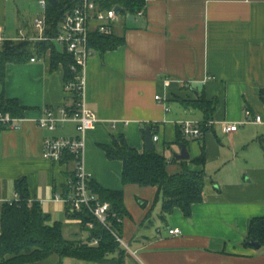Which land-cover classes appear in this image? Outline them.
Listing matches in <instances>:
<instances>
[{
    "label": "crops",
    "instance_id": "crops-1",
    "mask_svg": "<svg viewBox=\"0 0 264 264\" xmlns=\"http://www.w3.org/2000/svg\"><path fill=\"white\" fill-rule=\"evenodd\" d=\"M11 1L0 0V40L11 32ZM146 5L139 24L128 18L115 22L113 33L125 44L105 53L94 50L84 71V99L99 118L86 137L84 166L91 181L123 191L128 212L123 238L130 248L124 264H264L262 249L243 245L249 221L264 217V124L253 120L259 115L264 121V0H148ZM24 33L18 29L14 40L39 35ZM33 58L35 62L8 63L0 85V95L27 108L15 123L19 128L0 124V216L6 203L18 200V182L24 180L31 199L40 202L51 224L63 222L65 233L79 223L54 196L63 193L74 165L45 159L43 145L46 138L78 133L72 122L50 132L37 121L46 109L71 108L74 94L63 65L51 69L50 52ZM199 95L216 102L212 130L187 145L191 158L205 152L204 200L192 206L190 218L175 209L163 221L158 187L123 185V163L108 159L99 145L111 146L113 136L124 135L142 153V128L156 125L155 147L170 161L181 150L176 144L179 125L204 119L202 111L182 101ZM245 109L253 114L248 124H242ZM228 124H238L237 131L226 132ZM169 150L174 153L166 154ZM170 167L172 172L180 169L174 163ZM172 228L182 233L170 235ZM62 263L52 255L33 264Z\"/></svg>",
    "mask_w": 264,
    "mask_h": 264
},
{
    "label": "trees",
    "instance_id": "trees-1",
    "mask_svg": "<svg viewBox=\"0 0 264 264\" xmlns=\"http://www.w3.org/2000/svg\"><path fill=\"white\" fill-rule=\"evenodd\" d=\"M41 1V0H39ZM46 1L45 18L46 30L44 35L50 40L19 39L3 40L0 46V85L5 83V69L8 63H25L31 58H44L48 52L51 54V69L63 65L65 69L66 85L76 83L77 73L73 71L74 58L62 47L59 48L52 39L58 32L59 24L64 15L73 9L80 0H57L53 6L50 0ZM101 9L109 10L114 6H120L127 13L137 16L138 12H146L145 0H96ZM125 44L123 37L112 33L101 35L97 31L90 34L89 46L100 53L113 51ZM260 96L264 102V90ZM78 99L77 92L74 95V104ZM185 106L202 111L203 121L199 122L204 133L212 130L208 123L213 120V112L216 108L214 100H207L204 95H199L196 100H182ZM74 105L71 107L73 108ZM27 108L21 106L15 99H8L4 94L0 95V113H9L14 118H23ZM179 133L176 144L186 146L190 142L183 135L182 126L179 125ZM150 129L151 133H157L156 125H146L143 133ZM110 160H119L123 163L121 181L123 185L135 184L142 187H158L161 194L162 208L160 218H167L175 209H180L186 218L192 215V206L203 202L207 174L204 169L206 164L205 152L198 158H190L188 161H177L174 157L169 161L164 153L155 147L152 151L140 153L131 147L124 135L116 138L113 136L112 145H99ZM169 146L167 145V148ZM62 161L71 162L72 157L67 156ZM61 161V162H62ZM178 164L179 171L169 170L170 165ZM203 167L198 170L192 168ZM90 190L103 202H109L112 210L119 217L128 215L124 203L123 191H112L101 187L93 181H89ZM19 200L6 203L1 213L0 226V264H33L57 255L62 259H73L85 264H124L129 251L122 247L110 230L104 227L87 210L71 214L67 207V213L72 219H81L80 227L88 233L87 242H75L64 236L65 224L63 222L50 223L51 217L46 215L39 201L30 197L24 180L18 182ZM68 190V186L63 192ZM150 216L147 217L149 220ZM93 223L94 227L89 228ZM115 228L123 237V223L112 221ZM93 240H98L95 244ZM251 242H257L264 251V217H255L249 221L248 233L243 245L251 247Z\"/></svg>",
    "mask_w": 264,
    "mask_h": 264
},
{
    "label": "built area",
    "instance_id": "built-area-1",
    "mask_svg": "<svg viewBox=\"0 0 264 264\" xmlns=\"http://www.w3.org/2000/svg\"><path fill=\"white\" fill-rule=\"evenodd\" d=\"M145 2L147 4L148 0H145ZM40 3L45 9L46 1L41 0ZM116 7L120 6H114L106 10L99 8L96 0H80L78 5L64 15L59 24L58 32L52 41L60 45V47L65 49L74 58L72 69L77 73V81L74 84L71 83L67 85V87L74 95L77 92L78 99L73 108L62 107L46 109L37 123L41 129L55 132L60 124L72 122L75 123L78 133V136L73 138L49 137L44 141L43 157L45 159L53 162H61L69 155L72 157L71 162L74 165V169L67 183L68 190L63 193H56L54 199L63 202L66 207H68L71 214L80 213L83 210L89 211L100 224L110 230L122 247L130 251L129 245L125 242L124 238L115 228H112L113 220L121 224L125 219L119 217L118 214L112 210V206L109 202L101 201L99 197L90 190V176L86 172L84 166L86 137L99 122L97 114L87 106L84 99V71L88 59L93 55L94 51L89 46L90 34L93 31H97L101 35H111L113 33V26L115 22L119 20L120 15L127 18V14H129L127 12L117 13L115 11ZM144 15L145 12L140 11L136 17L139 18L141 22ZM92 21L96 22L97 25L93 27L91 25ZM34 26L39 34L35 39L41 41L50 40L49 37L44 35L46 30L45 17L44 19H36ZM21 39H26V37H22ZM2 41L3 39L0 40V42ZM31 61L35 62L36 58H31ZM155 98L161 103L164 102L161 96H156ZM163 104L165 105L166 111H170L169 105L165 102ZM244 114L245 119L242 124L251 123V118L253 117L251 110L245 109ZM21 120L22 118H14L9 113H0V124L19 128L15 123ZM253 120L254 123L264 124V121L259 115H256ZM208 124L212 125L213 121H210ZM181 126L183 135L187 139H200L204 134L198 122L186 120L181 123ZM237 129L238 124H228L225 128L228 133L235 132ZM153 141L155 143L159 141L157 133L153 135ZM75 220L79 224L82 223L81 219ZM93 227L94 224L90 223L89 228ZM181 233L182 231L178 228L169 229L170 235L178 236ZM97 242L98 240H93V243L96 244Z\"/></svg>",
    "mask_w": 264,
    "mask_h": 264
},
{
    "label": "rangeland",
    "instance_id": "rangeland-1",
    "mask_svg": "<svg viewBox=\"0 0 264 264\" xmlns=\"http://www.w3.org/2000/svg\"><path fill=\"white\" fill-rule=\"evenodd\" d=\"M8 11V26L7 28L11 30L10 34H7V40H14L17 37L18 29H23L25 31L24 36H28V32L30 31L32 34L35 33L38 35V31L33 30L34 22L36 19H44L45 17V9L41 5L39 0H13L9 4ZM123 15H120V20L124 19ZM119 25V23H118ZM35 27V26H34ZM12 35V36H9ZM60 48V45H58ZM157 149L162 152L158 147ZM165 154V152H162ZM174 153V151H167L166 154L170 155ZM171 168V167H170ZM155 222V221H154ZM155 224L151 225V230H153ZM69 232H65L64 235L67 239L75 241V242H87L88 233L81 229L79 226H71L68 228ZM78 231L77 234H74ZM74 232V233H73ZM86 237V238H85ZM62 264H80L78 261L73 259H63Z\"/></svg>",
    "mask_w": 264,
    "mask_h": 264
},
{
    "label": "water",
    "instance_id": "water-1",
    "mask_svg": "<svg viewBox=\"0 0 264 264\" xmlns=\"http://www.w3.org/2000/svg\"><path fill=\"white\" fill-rule=\"evenodd\" d=\"M50 3L53 6H56L58 4L57 0H50ZM115 11L117 13L118 12L126 13V10L124 8H122V7H116ZM127 18H128V20H130L131 22H134L136 24L140 23V19L137 18L136 16L132 15V14H127ZM144 135H145V150L146 151L154 150L155 149V142L153 141V134L151 133L150 129L147 128V130L145 131ZM174 158L177 161H188L191 158L190 153L188 151V148H187V146L185 144L181 145L180 152L175 153L174 154ZM250 245H251L252 248H255L257 250L261 249V245L259 243H257V242H251ZM79 263L80 264H85V263H82V262H79Z\"/></svg>",
    "mask_w": 264,
    "mask_h": 264
}]
</instances>
